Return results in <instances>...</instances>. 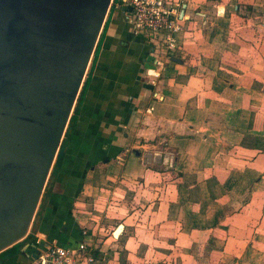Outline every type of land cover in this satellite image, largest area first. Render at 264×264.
<instances>
[{
	"label": "crops",
	"instance_id": "crops-1",
	"mask_svg": "<svg viewBox=\"0 0 264 264\" xmlns=\"http://www.w3.org/2000/svg\"><path fill=\"white\" fill-rule=\"evenodd\" d=\"M178 1L155 79L160 52L107 14L31 238L0 264L81 241L88 264H264V0Z\"/></svg>",
	"mask_w": 264,
	"mask_h": 264
},
{
	"label": "water",
	"instance_id": "water-1",
	"mask_svg": "<svg viewBox=\"0 0 264 264\" xmlns=\"http://www.w3.org/2000/svg\"><path fill=\"white\" fill-rule=\"evenodd\" d=\"M111 2L0 0V253L28 235Z\"/></svg>",
	"mask_w": 264,
	"mask_h": 264
},
{
	"label": "built area",
	"instance_id": "built-area-1",
	"mask_svg": "<svg viewBox=\"0 0 264 264\" xmlns=\"http://www.w3.org/2000/svg\"><path fill=\"white\" fill-rule=\"evenodd\" d=\"M113 6L122 10L124 22L133 37L147 41L160 52V59H154V68L145 71L146 77L158 78L164 63L179 49L176 38L181 20L178 18L179 1L117 0ZM84 235L81 232V236ZM34 254L36 257L26 264H88L93 261L90 249L83 241L74 248L43 243Z\"/></svg>",
	"mask_w": 264,
	"mask_h": 264
},
{
	"label": "trees",
	"instance_id": "trees-1",
	"mask_svg": "<svg viewBox=\"0 0 264 264\" xmlns=\"http://www.w3.org/2000/svg\"><path fill=\"white\" fill-rule=\"evenodd\" d=\"M116 1H117V0H113V1H112L113 4L116 3ZM113 4H112L111 7H110V10H109V12H108V15L111 13V10L114 9ZM106 23H107V19H106V21H105V23H104V26H103V28H102V31H101V33H100V36H99V39H98L97 44L99 43L100 38L103 36V30H104V28H105V26H106ZM97 44H96V46H97ZM84 88H85V82H83V84H82V86H81V88H80V91H79V94H78V98H77L76 104H75L74 109H73V114H74L75 109H76V107H77L78 100H80V98H81V96H82V93H83ZM73 114H72V116H70V118H69L68 126H67V128H66L65 133H64L63 139H62L61 142H60L58 152H57V154H56V157H55L54 163H53L52 168H51V172H50V174H49V178H48L47 183H46V185H45V190H46V189L49 187V185L51 184V180H52L53 177L55 176V173L57 172V170H58V168H59V165H60V163H61L62 155H63V154H62V152H63V146H64V142L69 138V128H70V126H71V122H73V116H74ZM30 238H31V237L29 236V234L25 237V239H27V240H29ZM19 245H20V243H19V244H15V245H13L11 248H9V249H7V250L1 252V253H0V258H1V259H5V258H8V257L13 256V255L17 252V250H18V248H19Z\"/></svg>",
	"mask_w": 264,
	"mask_h": 264
},
{
	"label": "rangeland",
	"instance_id": "rangeland-1",
	"mask_svg": "<svg viewBox=\"0 0 264 264\" xmlns=\"http://www.w3.org/2000/svg\"><path fill=\"white\" fill-rule=\"evenodd\" d=\"M30 229V228H29ZM30 230H28V232H29ZM29 234V233H28ZM112 234V233H111ZM27 241V239H24L23 241H21L22 242V244H24L25 242ZM20 242V243H21Z\"/></svg>",
	"mask_w": 264,
	"mask_h": 264
},
{
	"label": "flooded vegetation",
	"instance_id": "flooded-vegetation-1",
	"mask_svg": "<svg viewBox=\"0 0 264 264\" xmlns=\"http://www.w3.org/2000/svg\"><path fill=\"white\" fill-rule=\"evenodd\" d=\"M113 1V0H112ZM112 3V2H111ZM110 7H111V5H110ZM109 10H110V8H109ZM109 12V11H108ZM107 17V16H106ZM104 23H105V21H104Z\"/></svg>",
	"mask_w": 264,
	"mask_h": 264
}]
</instances>
